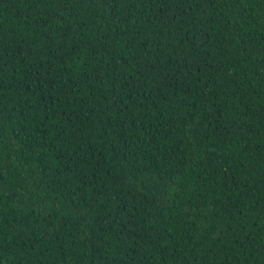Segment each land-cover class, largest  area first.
I'll use <instances>...</instances> for the list:
<instances>
[{
	"label": "trees",
	"instance_id": "1",
	"mask_svg": "<svg viewBox=\"0 0 264 264\" xmlns=\"http://www.w3.org/2000/svg\"><path fill=\"white\" fill-rule=\"evenodd\" d=\"M0 264H264V0H0Z\"/></svg>",
	"mask_w": 264,
	"mask_h": 264
}]
</instances>
